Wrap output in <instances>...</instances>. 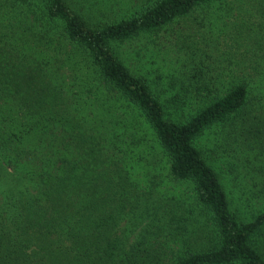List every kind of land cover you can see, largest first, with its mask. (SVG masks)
I'll use <instances>...</instances> for the list:
<instances>
[{
	"label": "trees",
	"instance_id": "obj_1",
	"mask_svg": "<svg viewBox=\"0 0 264 264\" xmlns=\"http://www.w3.org/2000/svg\"><path fill=\"white\" fill-rule=\"evenodd\" d=\"M125 1L100 22L109 0H0V264H264V208L241 214L217 166L264 179V0L229 66L204 28L243 0ZM198 9L169 74L115 49Z\"/></svg>",
	"mask_w": 264,
	"mask_h": 264
},
{
	"label": "rangeland",
	"instance_id": "obj_2",
	"mask_svg": "<svg viewBox=\"0 0 264 264\" xmlns=\"http://www.w3.org/2000/svg\"><path fill=\"white\" fill-rule=\"evenodd\" d=\"M109 1V4L106 3L103 5L104 7H101L100 9L95 8L91 12L92 16L97 18L100 22L113 20L116 16L133 12L128 10H131L132 5L127 4L125 0ZM233 5L234 10L231 13H227L224 10L217 11L215 6L211 7L210 9L206 8L207 10L209 9L208 11L211 14L208 16L211 17L209 19L210 24L206 25L204 31L207 29L208 36L210 37L208 38L211 39L216 45L220 44L219 48V46L216 47V45L212 43V47L214 48V53H212L215 57H217L219 65L226 64L229 66V57L236 60L237 57L239 58V55L241 56V49L243 47L238 48V46L241 45V43L238 42V39L240 36H243L241 34H244L248 29V26H250L249 23H255L253 16V13H255L256 10L255 3L249 0H243L237 1L236 4ZM204 10L205 9H198L196 12L190 15L189 18L181 19L176 23L165 27L150 38L143 37L129 41L121 44L120 46H115V49L127 67H129L130 70L136 74L145 76L149 75L151 79H155L157 75H160L158 71L169 74L171 62L172 66L175 68V66L182 62L186 55L191 52V50H189V46L191 45L187 44L188 42H184L185 39L194 41L197 43V47H199V39H197L199 38L198 34L195 33V38L192 36L191 38H185V36L192 35V33H194V26L197 24L196 22L198 19L204 15ZM113 12L116 13L113 14ZM201 21L203 24H205L204 20ZM149 39L154 40L151 41ZM184 43L186 44L184 45ZM220 53L223 54L219 55ZM81 73H85L83 68L80 71V75H82ZM122 110L123 108L117 110V114L121 119L126 117V123H130L129 125L134 126L137 125L135 122L139 121L140 125L137 129L140 130V133L149 134L150 131L147 125L142 121L141 117H139L137 113H130L128 110L124 109V111L128 112L125 113L122 112ZM131 132L132 131L130 130L126 132L125 141L127 139L129 141L131 140L133 137ZM209 135L211 138L213 137L211 134L206 135L207 137H205L203 142L206 145H209ZM209 147H212V145ZM234 161L235 160H233V162ZM217 166L221 172L223 171L222 175L227 191L230 193V197L234 206L239 209L241 214L245 213V216L249 218L257 210L264 208V192L259 193L260 191H264V179L256 178V175L252 174V177H254V180H252L251 173L248 175L247 170L241 168L240 179L238 181L232 182L229 178L230 176H228V168L224 161H219ZM160 189L164 190L170 195L174 194L175 192L182 191L180 194L185 195V198L186 196H190L192 194L191 190L187 186L177 187L175 183H170L167 178L161 185ZM243 193H245V195H243ZM242 199H249V204L244 203L238 207V203Z\"/></svg>",
	"mask_w": 264,
	"mask_h": 264
}]
</instances>
